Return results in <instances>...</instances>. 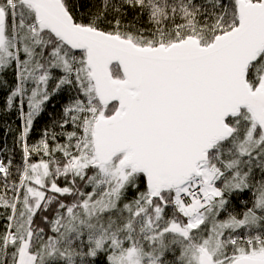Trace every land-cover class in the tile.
I'll use <instances>...</instances> for the list:
<instances>
[{
  "label": "snow or ice",
  "instance_id": "1",
  "mask_svg": "<svg viewBox=\"0 0 264 264\" xmlns=\"http://www.w3.org/2000/svg\"><path fill=\"white\" fill-rule=\"evenodd\" d=\"M9 73L0 264H264V0H0Z\"/></svg>",
  "mask_w": 264,
  "mask_h": 264
},
{
  "label": "trees",
  "instance_id": "2",
  "mask_svg": "<svg viewBox=\"0 0 264 264\" xmlns=\"http://www.w3.org/2000/svg\"><path fill=\"white\" fill-rule=\"evenodd\" d=\"M127 19L131 20L132 14H129ZM4 79L7 83L0 84V159L7 162L11 157L15 166L21 163L22 157L21 145L18 143L22 121L15 107L12 109L6 107V97L15 84L14 77L9 73ZM66 102L67 94L58 95L49 102L45 112L34 121L33 129L29 135V143H35L40 139L44 128L50 127L54 119L58 118L62 106ZM2 227L3 220H0V230Z\"/></svg>",
  "mask_w": 264,
  "mask_h": 264
}]
</instances>
